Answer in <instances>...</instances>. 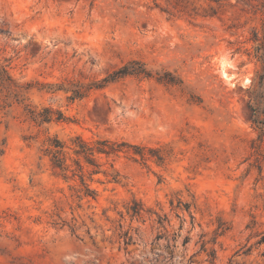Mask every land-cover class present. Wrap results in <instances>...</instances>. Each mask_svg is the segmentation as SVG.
Wrapping results in <instances>:
<instances>
[{"label": "rangeland", "instance_id": "rangeland-1", "mask_svg": "<svg viewBox=\"0 0 264 264\" xmlns=\"http://www.w3.org/2000/svg\"><path fill=\"white\" fill-rule=\"evenodd\" d=\"M0 68V264H264V0H0ZM78 136L155 152L86 198Z\"/></svg>", "mask_w": 264, "mask_h": 264}, {"label": "trees", "instance_id": "trees-1", "mask_svg": "<svg viewBox=\"0 0 264 264\" xmlns=\"http://www.w3.org/2000/svg\"><path fill=\"white\" fill-rule=\"evenodd\" d=\"M0 73H3L7 79H9L11 85L15 84L3 68H0ZM118 73H120V76L118 77L130 75V72H128L126 68L115 74L119 75ZM114 76L115 75L109 76L105 82L109 83L115 81L114 79L116 78H114ZM15 87L18 86L15 84ZM15 93L18 94L19 92ZM27 113L30 120L38 124L49 123L54 119L56 121L63 119L61 114H59L57 118H54L55 112L50 108H45L42 111L28 108ZM153 152L155 151L152 149L138 145H131L126 141L109 139L86 141L79 136L71 139L69 142H63L58 138L49 137L44 145V153L45 156L49 157L52 170L63 176L65 179L78 176L81 179L83 186V189L79 192L83 193L84 197L92 199L96 198V192L86 184L85 177L86 174L93 176L102 173V165L99 162L100 158H119L120 155H124L134 162L140 161L146 164L150 157H153L150 156ZM113 166L114 165L111 167L113 168ZM69 174H72V176ZM109 176H111L112 180L116 182L119 173L113 169Z\"/></svg>", "mask_w": 264, "mask_h": 264}]
</instances>
